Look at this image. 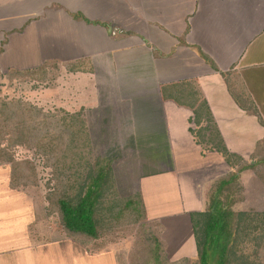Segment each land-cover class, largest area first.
<instances>
[{"label":"crops","instance_id":"obj_1","mask_svg":"<svg viewBox=\"0 0 264 264\" xmlns=\"http://www.w3.org/2000/svg\"><path fill=\"white\" fill-rule=\"evenodd\" d=\"M2 30L17 31L12 37L20 52L16 57L19 63L25 61L26 69L89 59L93 73L62 70L65 94L75 106L82 104L84 112L104 102L105 95L119 104L130 100L133 114L142 117L146 152H151V134L158 137L154 129L167 127L169 138L160 143L166 147L162 162L174 165L164 171L163 163L140 182L148 222L160 218L169 231H183L184 238L189 227L193 232L191 213L204 210L192 207L189 221L183 217L192 198L187 197L182 209L181 198L190 193L182 174L219 164L223 155L229 154L230 167L236 166V155L242 156V180L258 175L264 184V0H0ZM44 43L46 53L40 47ZM0 56L10 59L8 48ZM231 69L258 115L247 113L231 96L221 74ZM88 92H95L91 103ZM128 93L138 96L130 99ZM141 95L147 96L144 108L138 107ZM192 100L202 111V124L211 123L213 134L206 135L205 143L190 128ZM64 107L74 112L70 104ZM158 108L162 111L153 114L169 110L173 116H163V123L154 128L151 111ZM135 130L129 136L138 143ZM190 194L196 198L200 191ZM46 212L38 194L0 183V264H137L142 256L126 243L78 242ZM166 252L170 262L172 257L191 256L179 248L172 257L170 249Z\"/></svg>","mask_w":264,"mask_h":264},{"label":"trees","instance_id":"obj_2","mask_svg":"<svg viewBox=\"0 0 264 264\" xmlns=\"http://www.w3.org/2000/svg\"><path fill=\"white\" fill-rule=\"evenodd\" d=\"M48 64L11 71L21 81H41L48 78ZM64 66L70 72H93L89 59ZM221 74L236 104L247 113L258 115L239 76L232 69ZM188 106L197 126L192 132L201 138L200 143H205L203 131L207 128L202 124V111L194 100ZM93 155L84 110L45 109L23 98L0 97V165H9L11 186L29 192L38 188L37 159L44 161L43 165L53 169L46 183L47 214L57 213L67 234L81 243L88 240L108 246L114 241L105 235H115L137 225L143 239L149 241L151 264H164L165 251L157 235L151 233L142 195L119 197L111 161ZM245 168L229 179L218 181L209 194L206 210L191 213L196 264H264V211L235 210L223 199L224 186L238 179ZM184 260L188 262L190 258Z\"/></svg>","mask_w":264,"mask_h":264},{"label":"rangeland","instance_id":"obj_3","mask_svg":"<svg viewBox=\"0 0 264 264\" xmlns=\"http://www.w3.org/2000/svg\"><path fill=\"white\" fill-rule=\"evenodd\" d=\"M17 34V31L10 30L9 33L5 31H0V49L4 50L8 48L11 58H7L6 56L2 58L0 56V97H19L33 103L43 106L45 109H56L60 107H64V105L70 104L72 108L70 110L79 111L82 109L81 105L79 104L75 106L72 100L68 98L65 91L67 88L61 83V78L63 77L62 70L69 71V69L64 66V64L57 60L58 63L55 64H48L46 66L47 76L46 80H34V81H21L20 78L14 76L12 74L11 69L14 67V70L20 68L23 70H28L29 68H25L28 66L25 61L19 63L18 56L19 55V48H17V39L15 41L12 40V37ZM30 35L26 34V36ZM13 42V43H12ZM13 44V45H12ZM12 45V47H11ZM41 50L46 53L47 49L46 44H42ZM25 54V53H23ZM13 56V57H12ZM3 61H2V60ZM53 63L55 61H49ZM4 63V64H3ZM46 64V63H43ZM42 64V65H43ZM92 66V63H91ZM2 67V68H1ZM11 67L10 69H8ZM16 68V69H15ZM33 68V67H32ZM38 68V66L36 67ZM20 70V71H21ZM23 73V72H22ZM88 73V72H86ZM93 73V72H90ZM95 73L97 70L95 69ZM42 74H40L41 76ZM43 77V76H42ZM103 88V87H102ZM105 89V88H103ZM240 89V88H239ZM55 92L57 94H55ZM95 93V92H94ZM94 93L88 92L86 93V99L89 102H93ZM90 95V96H89ZM128 98L132 99L136 96L127 94ZM55 96V97H54ZM89 96V97H88ZM120 97H124L121 95ZM146 95H141L139 98L138 107L144 108L146 101ZM113 97L105 95L103 98L102 103H96L98 106L95 108H90L85 110V116L87 118V125L89 130V137L91 140L93 156L99 157L103 159H107L111 161L112 171H113V179L115 182V187L118 191L119 197L123 199L133 198L137 195L141 196L140 191V182L142 177L151 172L158 171L159 168L163 166L162 161H164V152L166 151V147L160 146L162 142L164 145V141L168 137V130L165 126L164 129H154L156 138L151 134V152H146V145L149 144L143 142L144 136L140 133L141 130V120L142 117L138 114L134 115L132 110V102L130 100L122 101L123 104H119V102L115 103L114 100L110 101ZM138 98V97H137ZM127 100V99H126ZM78 101V100H77ZM152 102V101H151ZM130 103V104H129ZM144 104V105H143ZM129 106L131 109H129ZM66 107V106H65ZM135 107V104L133 105ZM69 109V108H68ZM158 110L162 111L161 108L155 109L151 111V126L156 128L159 127L163 121L165 120L164 117L168 118L173 116L171 111H163L162 114H153L154 112H158ZM136 112V111H134ZM164 116V117H163ZM207 118H211L210 114L206 115ZM210 120V119H209ZM194 122V121H193ZM192 120L191 123V131L197 129L194 125ZM168 123V122H167ZM135 127V128H134ZM207 128L206 131H203L205 135L209 137L211 123H208V126H204ZM199 128V127H198ZM136 129V133L138 136V143H135V139L129 136L132 130ZM153 131V129L151 130ZM164 135L162 137V134ZM213 134V133H212ZM214 137V135H213ZM212 137V138H213ZM210 136V140L213 143V139ZM134 139V140H133ZM201 140V138H198ZM184 143V140H182ZM223 146V145H222ZM261 149V148H259ZM151 153V155H150ZM149 154V155H147ZM26 156V155H25ZM32 156V155H30ZM167 156V155H165ZM225 159L221 162H217L219 164H212L206 167H196L193 171H189L191 169H186L184 175L182 174V179L187 181V186H190V193H195L200 191V196H194V194H189L186 197L181 198V208L184 209L186 205L187 197H191L192 199H188V211L186 208L183 211V217L189 221V210L190 208H200L202 207L203 210H206L207 205L209 204L210 199L208 197L209 194L212 193L214 187H216L217 182L222 179H229L231 175L237 174L239 169V164L245 163L243 161L242 156L236 155V166H229V162L227 161L228 155H223ZM170 160L172 156L169 157ZM238 158H242L241 161ZM256 157L254 156L251 160H254ZM183 159L188 161L183 155ZM37 183L39 184L38 188H32V192L38 194L42 197V203H45V209L48 206V202L45 200L47 196L48 189L46 188V183L50 179L53 169L47 168L43 165V162H40L37 159ZM160 162V163H158ZM175 162V167H177V163ZM196 162V158H195ZM162 164V165H161ZM165 166H163V170L166 171L167 168L173 167V162H165ZM173 164V165H172ZM187 167V166H186ZM231 172H230V169ZM183 169V170H185ZM234 169V170H233ZM177 172V178L179 179V169ZM241 177L238 179H234V182H231L229 186H224V195L223 197L225 204L230 208H234L235 210H251L252 208L264 211V184L261 183L260 180H257L259 177L256 176H248L251 181L242 180ZM190 180V181H188ZM244 181V183H243ZM246 181V182H245ZM0 183L8 185L10 184V167L9 165H0ZM210 186V189L207 191L204 187ZM181 192V191H180ZM207 193V194H206ZM193 195V196H192ZM208 195V196H207ZM207 201H206V200ZM162 199H159V201ZM203 200V201H202ZM203 202V204H202ZM145 206V205H144ZM201 209V208H200ZM146 210V209H145ZM47 211V209H46ZM51 211V210H50ZM202 212V211H201ZM47 213V212H46ZM52 216L51 220L57 223L59 227L62 228V224H60L59 217L57 213L50 212ZM160 218L156 221H150V230L153 235H157L159 242L161 243V248L165 251V256L162 259L164 264H196L197 263V248H196V241L195 236L192 232V228H188V232L186 233V238L183 237V231H169L168 225L164 222H159ZM148 221V220H147ZM177 224V223H176ZM175 224V226H176ZM139 226H135L134 228H127L124 231H121L118 234L110 233L105 235L104 237L113 240L114 244L126 243L130 245V249L134 250L137 249V255L139 253L140 259H138L137 264H151L153 263V259L151 256V249L149 246V241H145L143 239V235H141L140 231H138ZM146 229V228H145ZM149 229V228H148ZM147 230V229H146ZM151 234V235H152ZM164 234V237H163ZM182 235V236H181ZM171 237L170 243L173 244L171 248H169L168 237ZM112 244V243H111ZM149 247V248H148ZM174 247V248H173ZM160 248V247H159ZM170 249L171 257L173 256V252H175L178 248L181 251L191 254V256L183 257L182 259L175 260L177 257H172L173 261L170 262L168 254L166 250ZM150 249V250H149ZM185 258H190V261H185Z\"/></svg>","mask_w":264,"mask_h":264}]
</instances>
